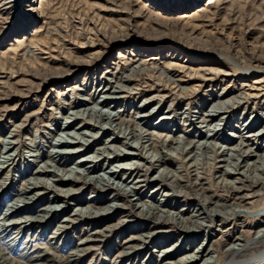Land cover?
<instances>
[{
  "label": "rangeland",
  "instance_id": "obj_1",
  "mask_svg": "<svg viewBox=\"0 0 264 264\" xmlns=\"http://www.w3.org/2000/svg\"><path fill=\"white\" fill-rule=\"evenodd\" d=\"M39 1L40 0H0V163H2L4 161L5 157H7L8 162L9 163L12 162L14 165L11 167L9 166L10 168L8 167L7 170H4V168H5L4 167L0 171V183H1L2 179L6 178V180L8 179L7 180L8 184H10L8 186V188L2 194V197L0 198V215H1V211L5 209V205L7 206V204L11 201L12 198L15 199L16 196H18L17 189L20 186H22V187L26 186V184H25L26 182L28 184L31 182L34 183V182H43V181L45 182L46 181L45 183H49V184L54 183L53 185L56 186L57 182L55 180H57L60 176L67 175L66 173H69L70 171H73L75 175L80 173V174H82V176H85V172H82V171L84 169H87L89 176H92V175L96 176L102 172L103 167H104V170L106 169V171L111 169L109 172H110L111 176L116 178L115 182L124 181L125 179L128 181H131L138 174V172H136V171H139L140 174H142L146 170L145 166L152 164V162H150V160H152L151 158H153V157H151V155L153 154V155L160 156V158L162 157L161 158L162 162L159 164L158 168H156V170L152 174L150 173V176H148V179H149V177H151L153 175L154 176L158 175L157 170L158 171L159 170L160 171L166 170V172H167L166 174L168 176H169V174L172 175L173 180L171 182H173L175 187H176V189H175L176 193H174L172 196L174 199L172 197H170L171 199H169V204H168L169 207L167 206L164 209V210H166L165 212L169 213V211H171V209L179 210L180 209L179 202H182V203L186 202L189 204V206H187V207L193 208L196 205L195 204L196 200L201 201L200 199H202L201 202H204V199L207 202L211 201L212 204L214 203L213 205L218 206V207H219V205H220V207L235 206V204L236 205L240 204V206H241V204L244 205L245 202H250V204H252L254 206H251L249 204V207H250L249 210L248 211L243 210L244 211V212L242 211L243 214L240 213V216L247 217L245 219L246 224L243 223L242 220H239V219H241L239 217H235V220L238 219V221H236V225H237L238 230H243L244 227H246V226L249 227V225H250L249 223L251 222V225H250L251 230L250 231H252V232H247V233H250L251 236L248 235L247 237L246 236H244V237H246L245 240L253 238L254 237L253 232H255V230L258 229L259 227H261L262 225L264 226V224H263L264 218H262V216L264 217V212L263 213H259V212L252 213L253 210L260 209V207L262 206V204L264 202V180L262 181V179H260L258 181V183L253 184L250 181V179H247V177L245 175L244 176L246 178L243 177V179H242V176L240 177L239 175H236L235 173H233V171L229 172L232 169L231 168L229 169V167L227 168V166H228V164L232 163V160L229 163H225L222 166V168H220L218 166V158H216L214 155L212 157L209 156L208 152L205 151V150L209 149L210 147H212L213 145H210L211 144L210 143L209 145L205 144L202 147L201 144H204L205 141L208 139L204 135V133H203L204 131H202L204 129V127L198 128L197 125L201 124L202 126H204L203 118L206 115L207 109H210V107L212 106L213 103L220 102V101L225 102V99L227 98L226 99L227 101H234V100L236 101L237 100V102H239V103L234 101L236 104H234L232 107H230L231 111L230 110L227 111L226 114L218 117L215 120V121H229V124L232 123L230 125L231 127H229L226 131L227 134L229 133L228 135H231V136H229V137H231V139H229L227 141L228 144L225 143L223 145V147L232 148V146L234 147L238 143L237 145H239V144L245 145V146L242 145L243 151H245V150L247 151L249 147L250 148L252 147L254 149L256 140L254 139V136L252 134L251 135L253 137H251V138L249 136L247 138L246 135L242 132L240 133V136L238 135L239 134L238 133L239 126L241 127L242 125H244L243 123L245 121H248V123H251L254 121L256 123V125L254 124L255 125L254 126L255 130L253 131L254 133L257 134L258 130H260L259 133H261V134H262V132L264 133V129H263L264 127L261 128V126L264 125V121H263L264 120V107H262V106H264V100L261 98L262 94L264 95V86H263L264 82L261 81V82H263V84L262 83H259V85H258V83L256 84L255 82H256L257 78H255L256 77L255 74H251L252 72L245 71V69L250 68V66H251V68H255V69L262 68L264 66V60L259 61L260 59H254V61L251 60L250 62H247V63H249V64H247L246 62H243L242 57H240V55H238L236 53L237 48H240V45L244 44L245 42H246L245 44L248 45V44H252L251 42L255 43V41L257 40L256 42L259 41L262 44H264V42H262V41H264V0H220V1L219 0H212L211 2L208 3L209 5L205 4V2L207 0H204V1L201 0L199 4L198 3H195V4L192 3V5H190V3H189L191 0H181L183 3H187V4H185V6H183L180 9L177 8L178 4L175 2L177 0H165L166 6H167L166 10H168V13L166 12V16H170V17L172 16L173 18H176V16H177V18H178L179 16H181L185 12L184 15H186V16L188 15V16H192V17H196V18H195V20L193 19L194 21L189 22V25L186 27L183 25V23H178L175 27L168 24L167 26H164L163 28H161V30H160L161 24L152 20L153 18L151 19V17H149V15H148V13H152L153 11H157L156 2L161 1V0H146V4H145L144 0H142L141 2H139V1L136 2L137 0L136 1L135 0H47L44 3H42L43 5L45 4L42 9H40V7H39ZM192 1H194V0H192ZM177 2L180 3L179 1H177ZM139 3L142 5V7L143 6L144 7L143 8L140 7ZM7 4L8 5L10 4L12 7L14 6L13 8H15V10H13V8H12L9 11L6 8ZM31 4H32L31 7L33 8V11H30V8H29V6ZM129 4H130V6H129ZM160 5H162L161 2H160ZM210 5H212L211 6L212 10H211V8H209ZM139 7H140V11H141L140 14L137 12V10H139ZM207 7H208V10H206ZM150 8H152V11ZM141 9H143V10H141ZM40 10L42 11V13L40 12ZM242 11H243V13H242ZM200 12L203 14H201ZM194 14L197 16H194ZM210 14H211V16L209 17ZM200 15H201V18L198 17ZM206 15H208V16H206ZM202 16H204L205 18ZM128 17H129V19H128ZM146 18H148V20H146ZM23 19H27L25 22L26 25L24 27H22V20ZM149 19H150V21H149ZM200 19L203 21L202 23H200V21H201ZM146 21H147V23H146ZM204 23L206 25H208V28H207V26L205 27ZM216 24L218 25V27ZM143 25H144V29H143ZM222 25L223 26L225 25V27H222ZM36 27H39V31H37L38 28H36ZM211 27H213L214 29L216 27V29L214 30ZM226 27H228V28L226 29ZM151 28H153V29L157 28V30L160 32L159 34L156 32L155 34H157V35H155L154 38H152L151 36L148 38L146 36V33L143 32L144 30L151 29ZM196 28L198 31L196 30ZM240 28H241V30H240ZM124 30H125V32L129 33L130 37L132 36L135 38L133 41L134 43L130 42L128 44V46H129L128 49L129 48L131 49V47H132L134 52L131 53L130 55L126 54V56L118 58L119 60L114 59L117 55V52H116L117 49L122 48L124 45V43L122 41L123 38L121 36V35L125 34ZM228 30H230V31H228ZM200 31H201V35H203V36H204V32L207 33L208 35H210V38L213 41H215V40H218V41L221 40V41H219L218 43H216V45H214V47H213L214 49L213 48L211 49L210 46H207L206 47L207 49L206 48L202 49V46H198L196 43H193V42L191 43L192 46H190L189 45V43H190L189 39L192 38V36H196V35L201 36ZM227 32H232V34L235 37H233L232 34L227 33ZM240 32L241 33L243 32V35L239 34ZM22 35H24V37H26L27 39L30 36L36 35L37 42H35L33 44V43H29V41L26 40L23 45H20V46L18 45L16 47L15 45H17V40H19ZM190 35H192V36H190ZM220 35H222V36H220ZM238 35H240V37ZM231 36H232V38H231ZM155 37L160 39L158 42H161L162 44H166L165 46L161 47L162 49L159 47H156V48L152 47L153 44L157 43V39L155 41H152L155 39ZM217 37H220V38L216 39ZM256 37L257 38L260 37V39H262V40L256 39ZM237 38L239 40H237ZM226 41H228V42H226ZM235 41H237V42H235ZM225 43H227V45ZM229 43L231 45L233 44L232 47ZM157 44H159V43H157ZM167 44H171V46H173V45L174 46H178V45L187 46L188 45L187 47H191V49H193V51H198V52L200 51L201 53H208V52L213 53V54L214 53H216V54H225L226 53V55L229 54L232 57L237 58V62L239 64H242V65H240L241 67L239 68V72H238L237 68H233V66H231L230 64L228 65V63H226L223 60L220 61L221 59H218L217 57H216V59L219 60V61H217V62H219V64L216 65V64L212 63L211 65H209V67L203 65L200 62H197V61L194 62L193 60L191 61L189 59H186L185 57H180V56L172 57L170 55V52L167 51V49H165V48L170 46ZM85 45H86V47H85ZM103 45H104V47H103ZM13 46H15L17 49ZM149 46H151V47H149ZM228 46H230V47H228ZM89 47H92V48L90 49ZM135 47H137L138 50ZM83 48H84V50H83ZM143 48H145L147 50H145L144 55L141 56V59H140V57L137 55L142 53L139 50L142 49V51H143L144 50ZM150 48H152L153 51ZM14 49H15V51H14ZM97 49H101V54H102L101 57L99 58V62L94 67H91L90 69L79 72V74L77 76H75L77 80L75 79V77H73L74 75L72 73L71 74L70 73L65 74L60 79L58 76L56 77L55 75L54 76L51 75L52 77L50 76L46 80H44V78L41 77L42 74H48V72L55 71L57 69H60L63 71L67 68V67L64 68L65 61L76 60V59H79V60L85 59L89 55L88 52H91L90 50L97 51ZM68 50H70V51H68ZM242 54H243V56L245 54H246L245 56H247V50H245V54L244 53H242ZM238 58H240V59H238ZM216 59H215V61H216ZM130 61H131V63H130ZM180 61H181V63H180ZM145 63H146V65H145ZM130 64H133V65H130ZM194 64H196V66ZM223 65H225L226 68L227 67L228 68L226 69L225 67H223ZM207 67H208L210 73H209ZM211 67H212V69H210ZM242 67H246V68H242ZM197 68H198V70H200V72L197 70ZM38 69H40V70H38ZM180 69H182V70H180ZM201 69H202V72H204L206 74V75L204 74L205 75L204 78L212 77V76H209V74H211V71H213L212 73L217 72V71L223 72V73L221 72L222 73L221 76L218 75L216 77V78L219 77L218 79H216L215 81H212V83H211V85H213V86H211L213 93H209V92L205 93V90H207L209 82H207L205 84L202 83V85L200 84V86H201L200 88H196L197 90L195 89L194 91H191L192 87L196 83L195 81H197L196 79L200 75H202V74H200V73H202ZM228 69H230L231 72ZM163 70H165V71H163ZM241 70H242V72H241ZM38 71H42V72L38 73ZM192 71H193V73H192ZM205 71L208 72L209 74L206 73ZM149 72H150V74H149ZM184 72H185V74H184ZM118 73L120 76L118 75ZM134 73L136 75H134ZM151 73H152V75H151ZM171 73H173V74L170 75ZM190 73H192V75ZM158 74H160V75H158ZM174 74H175V76H174ZM194 74H195V76H194ZM197 74H200V75H197ZM108 75H109V77H108ZM157 75H158V77H157ZM166 75H168V76H166ZM181 75L183 77H181ZM234 75H237V76H234ZM239 75H241V76H239ZM83 76H85L87 78H84V80H83ZM134 76H135V78H134ZM161 76H162V78H161ZM196 76H197V78H196ZM117 77H118V80H117ZM120 77H121V80H120ZM122 78H123V80H122ZM144 78H145V81H144ZM158 78H160L161 80ZM163 78H165V79H163ZM180 78H182V79L180 80ZM64 79H66V80L64 81ZM110 79H112V80H110ZM137 79H138V81H137ZM173 79H174V81H173ZM212 79H214V77H212ZM221 79L225 80V82H228V83H225L222 80V83L220 84ZM131 80H132V82H131ZM147 80H148V82H147ZM165 80H166V82H165ZM176 80H177V82H176ZM230 80H232V81H230ZM75 81H77L76 84H75ZM117 81L120 84H118ZM125 81H127V82H125ZM155 81H157V83ZM250 81H251V83H250ZM25 82H27V83L25 84ZM35 82L37 84L38 83L41 84L40 88L38 90L36 89L37 84ZM153 82H155V83H153ZM161 82L162 83L164 82V83L162 84ZM170 82L172 85L170 84ZM173 82H174V85H173ZM229 82H231L232 84ZM33 83H35L36 85L32 86ZM28 84H30L31 86L30 85L28 86ZM55 84H57V85H55ZM130 84L135 86V88L137 87V89L135 90V88L133 86H130ZM190 84L193 86H191ZM76 85L78 88L76 87ZM156 85L159 87H157ZM244 85H245V87H244ZM260 85H261V87H260ZM105 86H106V88H105ZM114 86H115V89H113ZM142 86H143V88H142ZM179 86H184V87H181L179 89ZM222 86L225 89H222ZM247 86H249V87H247ZM253 86L260 87V89H261V90L259 89L260 92L257 93L256 92L257 89L255 90ZM172 87H175L176 89L173 88L174 89L173 90ZM238 87L239 88L242 87V88L239 89ZM251 87H253V88H251ZM79 88H82V89H79ZM158 88H159V90H158ZM32 89H34L35 91ZM189 89H191V90L189 91ZM76 90H78V91H76ZM113 90L116 92H114ZM182 90L184 93L182 92ZM235 90H238V91H235ZM21 91H23L24 94L29 92V95L27 97L23 96L24 98L25 97L26 98L22 99V100H20V99L18 100L17 97H13L16 95H21V93H23ZM36 91H38V92H36ZM173 91H174V93H173ZM175 91H176V93H175ZM177 91H179V92H177ZM246 91L249 93L253 92L255 95L258 94V97H255V98L253 97V99L250 98L247 101H245V99L244 100L239 99V97L242 96V93L243 94L247 93ZM194 92H196V93H194ZM164 93L167 96H165ZM202 93H205V95L202 96ZM217 93H220V94L218 95ZM222 93L224 95H222ZM125 94H127V96H125ZM236 94H238V96ZM260 94H261V96H260ZM99 95H102V96H99ZM116 95H118V98ZM161 95L162 96L164 95L163 96L164 99L161 97L162 100L160 101L159 98ZM168 95H169V97H168ZM214 95H216V96H214ZM217 95H218V97H217ZM210 96H212V97H210ZM84 97L87 99V102H86V99ZM151 97H153L154 100ZM155 97H157V99ZM199 97H200V100H199ZM201 97H203V98H201ZM236 97H237V99H236ZM169 98H171V99L169 100ZM101 99H102V101H101ZM133 99H134V101H133ZM254 99H256V100H254ZM155 100L158 102H156ZM171 100H174V102L172 101L173 103H171ZM213 100H215V101H213ZM88 101L91 103H89ZM120 101H123V102H120ZM207 101H208V103H207ZM240 101L242 104L240 103ZM258 101H260V102H258ZM106 102H107V104H105ZM164 102H165V104H163ZM180 102H182V103L180 104ZM183 102H185V103H183ZM252 102H254V103H252ZM74 103H75V105H74ZM98 103H100V104H98ZM258 103H259V106H258ZM97 104H98V106H97ZM184 104L187 106H185ZM246 104H247V106H246ZM15 105H16V107H15ZM88 105H89V107H88ZM214 105H216V104H214ZM238 105L240 106V108ZM94 106H96V107L93 108ZM184 106L187 109V111L184 108ZM136 107H138V108H136ZM168 107H169V109H168ZM250 107H252V108H250ZM183 108H184V110H183ZM190 108H192V109H190ZM87 109H89V110L91 109L93 112H95V111H101V112H107V113H109V112L110 113L111 112H114V113L120 112L118 114H121V115L117 114V116H115V118L113 117L112 118L113 122H110V120H108L109 122L107 124L109 125V127H104L106 124L105 123L106 120L99 118V116L98 117L95 116V118H94V116L93 117L88 116ZM173 109H174V111H173ZM82 110L84 112H82ZM146 113L147 114L149 113V114L147 115ZM154 113H155V115H153ZM176 113H177V115H176ZM188 115H189V117H188ZM138 116H139V118H138ZM180 116H181V118H180ZM184 116H185V118H184ZM193 116L194 117L197 116L196 117L197 121L192 120ZM258 116H259V119H258ZM166 117H168V118H166ZM136 118H137V120H136ZM171 119H172V121H171ZM166 120H168V121H166ZM82 121H83V123H82ZM209 121H211V120H209ZM114 123L116 126L114 125ZM120 123H121V125H120ZM134 123L135 124L137 123V124L135 125ZM193 123H196V124H193ZM212 123H213V121L212 122H206L205 125L206 124H212ZM74 124H76V125H74ZM107 124H106V126H108ZM137 125H138V127H135ZM110 127L113 131L110 129ZM183 127H185V128H183ZM256 127H258L259 129ZM131 128L133 129V131ZM195 128H198V129H195ZM75 129H76V131H75ZM85 129L87 132L85 131ZM169 129L170 130L186 129V131L184 130V131L180 132L179 134L178 133L172 134L169 132L170 131ZM14 130H15V134H13ZM235 130H236V132H235ZM144 131H147V132L144 133ZM196 131H197V133H196ZM94 133H97V134H94ZM152 133H154V134H152ZM156 133H159V134L156 135ZM200 133H201V135H200ZM82 134H84V135H82ZM120 134H122L123 137ZM59 135H62L63 137L60 141L56 142L55 141L56 136L58 137ZM89 135H90V137H89ZM168 135H169V137H167ZM237 135H238V137H237ZM135 136H136V138H135ZM244 136L246 138H244ZM8 137H10V139ZM85 137H87V138H85ZM93 137H95V138H93ZM141 137H142V139H141ZM151 137H152V139H151ZM173 137H175V139ZM88 138L90 140L89 142H88ZM109 138L112 141L108 142ZM154 138H155V141H154ZM124 139H126V140H124ZM161 139L163 140V143H161L162 142ZM148 140H149V142H148ZM167 140L169 141V143ZM237 140H239V141H237ZM75 141H76V143H75ZM5 142H7V143H5ZM164 142L166 143V145H164L165 144ZM197 142H198V145H197ZM67 143H69V144H67ZM120 143H122V145ZM123 143H124V145H123ZM234 143H235V145H234ZM129 144H131V145H129ZM177 144H180V145H177ZM109 145L112 147H110ZM115 145H118L117 148ZM154 145H156V146L154 147ZM196 146H199V147H196ZM215 146H217V145H215ZM15 147H16V149H15ZM177 147H179V148H177ZM194 147H196V148H194ZM5 148H6V150H5ZM76 148H77V150H76ZM124 148H125V150H124ZM217 148H218V146L215 148V150H217ZM63 149H65V150H63ZM210 149L212 150V148H210ZM11 150H12V152H11ZM104 150L105 151L107 150V151L105 152ZM198 150L200 151V153ZM77 151L78 152L81 151V152L76 153V154L73 153V152H77ZM15 152H16V154H15ZM130 152L133 155H130L129 154ZM87 153L89 154V156ZM175 153L178 155H175ZM259 153H262V152L261 151L257 152V154H259ZM60 154H62V155H60ZM91 154H93V155L90 158ZM109 154L112 155V157ZM196 154H198V156L200 158L196 157L197 156ZM70 155H72V156H70ZM75 155L78 157L76 158ZM95 155H96V157H95ZM142 155H144V156H142ZM146 155H149L150 157H148ZM8 156H10V157H8ZM37 156L38 157L40 156V157L38 158ZM15 157H16V159H15ZM104 157H106V158H104ZM163 157H164V159H163ZM98 158H100V159H98ZM144 158H146V159H144ZM196 158H197V160H196ZM206 158L208 161H206ZM10 159H11V161H10ZM38 159H39V161H38ZM76 159H79V160L83 159V160H85V162L84 163H78V160H76ZM74 160H75V162H74ZM110 160H111V162H110ZM119 160H121V161H119ZM210 160H212L211 164L209 162ZM164 162H166V163H164ZM195 162L197 163L196 167H194ZM249 162L250 161H247V164ZM192 163H193V165H192ZM198 163H200V164L198 165ZM46 166H48V168H46ZM101 166H102V169L100 168ZM163 166H164V168H163ZM197 166H199V168H197ZM177 167H178V170H177ZM223 167H225L227 169V171L225 168H224V170H225L224 171ZM189 168H191V169H189ZM56 169H57V171H56ZM210 169H211V171H210ZM42 170H43V172H42ZM187 170H188V172H187ZM117 171H119V172H117ZM206 171H207V173H206ZM216 171H217V174H216ZM6 172H7V174H5ZM111 172L114 174L112 175ZM115 172L117 173L118 176L116 175ZM132 172H134V173H132ZM226 172H228V175H226ZM43 174H44V176H43ZM119 174H122V175H119ZM128 175H129V177H128ZM131 175H133V176H131ZM215 175H217V176H215ZM214 176H215V178H214ZM235 176H236V178L238 177L237 180H239V183L237 184V186L238 185L239 186L237 187L235 185L236 187L234 188L231 186H232V182L235 183V180H234ZM126 177H128V178H126ZM217 178H219V179H217ZM146 179H147V177H146ZM216 179L219 180V182L216 181ZM222 180L224 181V183ZM53 181H55V182H53ZM111 181H112V179H111ZM166 181L164 182V184H162L160 182L150 183V180H148L150 185L147 188L152 189L155 185L157 186L158 184H162L163 187H165V188L169 187L168 183L170 180L167 179ZM226 181L228 183H226ZM112 182H114V181H112ZM220 182L222 183L221 189H220V187H221ZM243 182H244V184H243ZM207 184H212V185L208 186ZM228 184H229V186H228ZM256 184H258V185H256ZM179 185H181V186H179ZM240 185H242V186H240ZM254 185H255V188H254ZM13 186H14V188H13ZM142 186H143V183H142ZM213 187H214V189H212ZM224 189H225V191H223ZM236 189L238 190V192L236 191ZM239 189H240V191H239ZM244 189H246L247 192ZM138 190H140V191H138ZM215 190H217V191H215ZM232 190L234 192L235 191L236 192L232 193ZM257 190L258 191L260 190L259 193ZM141 191L144 192L143 187L142 188L140 187V189L139 188L133 189V192H136L138 195H141V193H142ZM90 192L92 193L93 190H91L88 187L82 188L81 191H79V193H78L79 194L78 195L79 200L81 201L82 198L85 199V198H89V197L94 198V196H96L94 193H92V195H90L91 194ZM211 192H213V193H211ZM214 192L217 194V197H216V194H215V196H213ZM221 192L224 194L222 195ZM226 192H227L228 196L225 194ZM188 193L189 194L191 193V194L189 195ZM246 193H247V196L245 198L243 196ZM256 193H257V195L255 196ZM111 194H112L111 192L104 189V190H101L99 192V195H97L95 198L97 199V198L102 197V199L105 200V198L107 197L106 199H111L112 197H110V196H113V194L112 195ZM219 194H221V195H219ZM235 194L236 195L238 194L237 197ZM218 195H219V198L221 197L220 198L221 200L218 198ZM229 195H231V196H229ZM50 196H51L50 194L43 196V198L42 197L40 198V196H37L36 197L37 199L35 198L33 205L31 204V206L34 208L36 206L37 207L45 206L47 204V202H49L48 199L50 200V198H51ZM146 196H147V199L150 201L151 200L150 194L146 193ZM189 197L193 198V199H190ZM211 197H212V199H211ZM224 197H226V198L228 197L229 199L227 198L228 199L227 200ZM232 197H233V199L235 198L234 199L235 201L232 199ZM46 198H48V199H46ZM254 198H256V199L258 198L259 201H258V199H257V201H256V199L254 200ZM42 200H44V201H42ZM50 201H52V200H50ZM171 201H172V203H171ZM254 201L256 202V204H253ZM74 202L75 201L71 202L72 206L71 207L69 206L68 210L66 212H64L66 214H62V215L58 216L56 218V220H54L55 216L52 217V224L49 228L47 227L48 229H44L42 232H38V233H35L33 230L23 231L21 233L19 241L16 242V246L14 245L15 246V247L13 246L14 248L11 247L12 250L9 247H8L9 249L6 248L7 247L6 244L10 242V241H8V239H7L6 244H4L3 242H0V246H2L3 248L5 247L7 249V251L5 249L7 256L11 260H15L16 262L18 259H20V260L25 259V261L32 259L31 264H38V263L42 264L43 261H44L43 262L44 264H57L59 261L61 263L68 262L70 260L71 252L76 248V246L78 245L77 243L80 242L79 240L88 238L90 236L89 234H91L89 232H92V231H88L86 229L87 226L84 225L85 222L83 220L80 221V219H76V217H79V216H71L72 210L74 211L75 208L82 207V203L80 205L76 206ZM151 202L153 204H155L154 200H151ZM222 203H223V205H221ZM227 203H228V205H227ZM229 203H231V205ZM224 210H226V209H224ZM30 212H32L34 214L33 211H30ZM258 215H260V216H258ZM68 216H70L71 220L75 219L74 220L75 224L73 225L74 227H72V229H68L65 231L61 230L62 233L59 232L57 237H55L54 236V233L56 231L55 228L57 227V229H58V227H60L58 224V221L59 220L62 221L65 218H67ZM228 218L230 219L231 217H228ZM228 218L224 219V221H225L224 223H227V224L229 223ZM248 218H251V219L248 220ZM125 219H127V217H123V218H121V220L116 219L117 224L115 223V220L112 221L111 223L113 225H116V227L114 228L115 230L113 232H111L110 235L103 236L102 237L103 239L100 237L99 240H103L104 243H107L109 241V238H110L111 241L114 240V242H110L113 244L112 247L114 246V244L115 245L118 244V243H116L117 239H118V241H120L119 239H122V236L126 237V235L129 234V233H122L121 234L119 232V230H120L119 228H123L125 230L129 226L128 224L124 225L123 221ZM132 220H134L133 223H138V220L136 221V218H133ZM259 222L261 225L259 224ZM76 223H78V224L76 225ZM119 223H121L122 225L118 226V225H120ZM100 224L101 225H99L98 228L95 227L94 229H97V230L100 229L101 230L102 227L104 228L105 225H107V223H105V222H100ZM252 227H254L255 230ZM61 229H62V227H61ZM34 233H35V235H34ZM64 235H65V237H64ZM3 240L6 241V238L4 237ZM160 240H161V237L158 238L157 242L159 243ZM261 240L257 243L259 249L264 244V240L263 241H261ZM177 242H178V238L176 240L175 239L172 240L168 245L161 246V247L157 248L156 252H159L160 250L161 251L165 250ZM182 242H184V240H182ZM200 242H201V240H200ZM154 246L155 245H150V248H149L150 250L148 249V252H150L152 249H154ZM104 247L105 246L102 245V247L100 248L101 251L100 250H99L100 252L98 251L99 252V256H98L97 252L95 253V251L91 250L92 247H89L87 245L81 246L80 250L81 249L82 250L78 253L77 252L75 253V255H74L75 262L71 263V264H104V263L105 264H112V263L113 264H117V263L118 264H127L126 262L121 261L122 258H118L119 261H117V259H116V256H118L119 252L121 251L119 247L118 248L113 247L115 249H112L109 247L110 248V250L108 251L109 253H106L104 251ZM182 247H186V245L184 244V246H182ZM223 248L224 247H220V250ZM8 250L9 251L11 250L10 251L11 253L8 252ZM252 250H255V248H253ZM252 250H250V251H252ZM24 254H25V256H24ZM39 254L42 256H41V259L38 261L39 258H37V256H40ZM138 254H139V252L136 255H138ZM20 255H22L23 257ZM103 255H104V257L106 256L105 259H104ZM142 255H143V258L147 259L146 261H150L147 258V253H145V255L144 254H142ZM154 255H157V254H154ZM218 256L220 257L221 255L219 254ZM99 257H100V259H99ZM102 259H103V261H102ZM137 259H138V263L135 261L133 263L129 262V264H141V263H139V258H137ZM48 260L51 261V263ZM35 262H37V263H35Z\"/></svg>",
  "mask_w": 264,
  "mask_h": 264
},
{
  "label": "bare ground",
  "instance_id": "obj_2",
  "mask_svg": "<svg viewBox=\"0 0 264 264\" xmlns=\"http://www.w3.org/2000/svg\"><path fill=\"white\" fill-rule=\"evenodd\" d=\"M45 1H47V0H40L39 1V7H40V9H42L43 7H44V5L42 4V3H44ZM136 1V0H135ZM141 2L142 0H137L136 2ZM145 1V4H146V0H144ZM177 1H179L180 3H178ZM177 1H175L177 4H178V6H177V8H182L183 6H185V4H187V3H183L181 0H177ZM200 1L201 0H194V1H188L189 3H190V5H192V3H200ZM204 1V0H203ZM212 0H207L206 2H205V4H208L209 2H211ZM220 1V0H219ZM49 2V1H48ZM160 2L162 3V5H160ZM10 3V2H9ZM168 3V2H167ZM170 3V2H169ZM213 3V2H212ZM140 4V3H139ZM138 4V5H139ZM144 4V3H143ZM144 4V5H145ZM175 4V3H174ZM176 4V5H177ZM214 4V3H213ZM212 4V5H213ZM124 5V4H123ZM127 5V4H126ZM137 5V4H136ZM156 5H157V11H153L152 13H148V15H149V17H151V19L152 20H154V21H156V22H158V23H160L161 25V27H160V30H161V28H163L164 26H167L168 24H170L171 26H176L178 23H183V25L186 27V26H188L189 25V22H192V21H194L195 20V18L196 17H192V16H186V15H184L185 14V12L181 15V16H179L178 18H177V16H176V18H173L172 16L170 17V16H166V12L168 13V10H166V1L165 0H161V1H157L156 2ZM168 5V4H167ZM209 5V4H208ZM212 5H210V7L209 8H211V6ZM32 6V4L29 6V8H30V11H33V8L31 7ZM129 6H130V4H129ZM132 6V5H131ZM147 6V5H146ZM14 7V6H13ZM10 4L8 5L7 4V6H6V8L10 11L12 8H13ZM134 7V6H133ZM140 7H142V5L140 4ZM140 7H139V10H137V12L140 14ZM144 7V6H143ZM142 7V8H143ZM149 7V6H148ZM146 8V7H145ZM176 8V7H175ZM130 9V8H129ZM148 9V8H147ZM151 9V11H152V8H150ZM149 9V10H150ZM13 10H15V8H13ZM123 10V9H122ZM141 10H143V9H141ZM148 10V11H149ZM206 10H208V7H207V9ZM211 10H212V8H211ZM20 11V10H19ZM145 11V10H144ZM147 11V12H148ZM39 12V11H38ZM40 12L42 13V11L40 10ZM39 12V13H40ZM135 12V11H134ZM170 12V11H169ZM208 12V11H207ZM212 12V11H211ZM201 13V12H200ZM199 13V14H200ZM210 13V12H209ZM242 13H243V11H242ZM198 14V15H199ZM201 14H203V13H201ZM206 14V13H205ZM118 16V15H117ZM194 16H197V15H195L194 14ZM206 16H208V15H206ZM211 16V14L209 15V17ZM228 16V15H227ZM198 17H200L201 18V15L200 16H198ZM202 17H204V16H202ZM225 17V16H224ZM119 18V17H118ZM127 18V17H126ZM205 18V17H204ZM229 18V17H228ZM243 18V17H242ZM241 18V19H242ZM128 19H129V17H128ZM194 19V20H193ZM203 19V18H202ZM26 20L27 19H23L22 20V27H24L25 25H26ZM78 20V19H77ZM146 20H148V18H146ZM201 20V19H200ZM199 20V21H200ZM240 20V19H239ZM149 21H150V19H149ZM206 21V20H205ZM203 21L201 20L200 21V23H202ZM210 22V21H209ZM124 23V22H123ZM141 23V22H140ZM146 23H147V21H146ZM206 23V22H205ZM204 23V24H205ZM211 23V22H210ZM192 24V23H191ZM209 24V23H208ZM147 25V24H146ZM152 25V24H151ZM150 25V26H151ZM159 25V24H158ZM212 25V24H211ZM217 25V24H216ZM226 25V24H225ZM225 25L223 26L222 25V27H225ZM182 26V25H181ZM201 26V25H200ZM207 26V28H208V25H206L205 24V27ZM210 26V25H209ZM120 27V26H119ZM184 27V28H185ZM191 27V26H190ZM217 27H218V25H217ZM36 28H38L37 29V31H39V27H36ZM158 28V27H157ZM157 28L156 29H153V28H151V29H147V30H144L143 32H145L146 33V36L149 38L150 36L152 37V38H154V36L155 35H157V34H155L156 32L159 34L160 32L157 30ZM166 28V27H165ZM183 28V27H182ZM189 28V27H188ZM187 28V29H188ZM210 28V27H209ZM212 29H214L213 27H211ZM228 27H226V29H227ZM76 29V28H75ZM142 29V28H141ZM143 29H144V25H143ZM159 29V28H158ZM191 29V28H190ZM215 29H216V27H215ZM214 29V30H215ZM223 29V28H222ZM23 30V29H22ZM196 30H197V28H196ZM202 30V29H201ZM207 30V29H206ZM218 30V29H217ZM221 30V29H220ZM240 30H241V28H240ZM246 30V29H245ZM21 31V30H20ZM127 31V30H126ZM180 31V30H179ZM184 31V30H183ZM198 31V30H197ZM211 31V30H210ZM223 31V30H222ZM228 31H230V30H228ZM249 31V30H248ZM247 31V32H248ZM178 32V31H177ZM194 32V31H193ZM208 32V31H207ZM220 32V31H219ZM124 35H121L122 36V38H123V43H124V45H123V47L122 48H119V49H117V55H116V57L114 58V59H118V58H120V57H123V56H126V54L128 55H130L131 53H133L134 51H133V49H132V47H131V49L129 48L128 49V44L130 43V42H133L134 41V37H130V35H129V33H127V32H125V30H124ZM144 33V34H145ZM181 33V32H180ZM212 33V32H211ZM223 33V32H222ZM225 33V32H224ZM227 33H230V34H232V32H227ZM226 33V34H227ZM238 33V32H237ZM245 33V32H244ZM193 34V33H192ZM198 34V33H197ZM213 34V33H212ZM239 34H242L243 35V32L241 33H239ZM246 34V33H245ZM114 35V34H113ZM195 35V34H194ZM200 35H201V31H200ZM233 35V34H232ZM251 35V34H250ZM115 36V35H114ZM120 36V37H121ZM190 36H192V35H190ZM214 36V35H213ZM220 36H222V35H220ZM228 36V35H227ZM239 37H240V35H238ZM28 37V36H27ZM159 37V36H158ZM204 37V38H203ZM215 37V36H214ZM233 37H235L234 35H233ZM161 38V37H160ZM183 38V37H182ZM218 38H220V37H217L216 39H218ZM231 38H232V36H231ZM245 38V37H244ZM262 38V37H261ZM35 39V40H34ZM56 39V38H55ZM157 39V43H159V44H153L152 45V47H154V48H156V47H159V48H161V47H163V46H165L166 44H162L161 42H158L160 39H158L157 37H155V39L154 40H152V41H155ZM188 39V38H187ZM223 39V38H222ZM236 39V38H235ZM242 39V38H241ZM240 39V40H241ZM252 39V38H251ZM256 39H260V37H256ZM29 41V43H35V42H37V38H36V35H33V36H30L28 39L26 38V37H24V35H22L21 37H20V39L19 40H17V45H15L16 47L19 45H23L24 43H25V41ZM39 40V39H38ZM41 40V39H40ZM149 40V39H148ZM190 40V43H189V45L190 46H192V42L193 43H196L198 46H202V49L203 48H206L207 46H210L211 47V49L214 47V45H216V43H218L219 41H221V40H215V41H213L211 38H210V35H208L207 33H205L204 32V36L203 35H201V36H192V38H190L189 39ZM237 40H239L238 38H237ZM245 40V39H244ZM254 40V39H253ZM252 40V41H253ZM260 40H262V39H260ZM42 41V40H41ZM51 41V40H50ZM77 41V40H76ZM223 41V40H222ZM230 41V40H229ZM243 41V40H242ZM257 41V40H256ZM255 41V43H253V42H251L252 44H248V45H246L245 43L244 44H241L240 45V48H237V50H236V53L238 54V55H240V57H242V61L243 62H250L251 60H253L254 61V59H260L259 61H261V60H264V44H262L261 42H256ZM44 42V41H43ZM225 42V41H224ZM226 42H228V41H226ZM235 42H237V41H235ZM262 42H264V41H262ZM86 43V42H85ZM134 43V42H133ZM233 43V42H232ZM239 43V42H238ZM40 44V43H39ZM76 44V43H75ZM138 44V43H137ZM143 44V43H142ZM183 44V43H182ZM221 44V43H220ZM226 45H227V43H225ZM230 44V43H229ZM228 44V45H229ZM97 45V44H96ZM131 45V44H130ZM134 45V44H133ZM136 45V44H135ZM167 45H170L169 47H167V48H165V49H167V51H169L170 52V55L172 56V57H174V56H180V57H185L186 59H189V60H193L194 62L195 61H197V62H200V63H202L203 65H205V66H208L209 67V65H211L212 63H214V64H216V65H218L219 64V62H217V61H219V60H217L216 59V57L218 58V59H221L220 61H225L226 63H228V65L230 64L231 66H233V68H237L238 69V72H239V68L241 67L240 65H242V64H239L238 62H237V58H235V57H232L231 55H226V53L225 54H216V53H210V52H208V53H201L200 51L198 52V51H193V49H191V47H187V46H183V45H178V46H171V44H167ZM231 45V44H230ZM233 45V44H232ZM232 45H231V47H232ZM235 45V44H234ZM237 45V44H236ZM12 46V45H11ZM15 46H13V47H15ZM77 46V45H76ZM81 46V45H80ZM92 46V45H91ZM225 46V45H224ZM15 47V48H16ZM85 47H86V45H85ZM84 47V48H85ZM103 47H104V45H103ZM141 47V46H140ZM149 47H151V46H149ZM228 47H230V46H228ZM237 47V46H236ZM84 48H83V50H84ZM90 49L92 48V47H89ZM135 48H137V47H135ZM216 48V47H215ZM234 48V47H233ZM13 49V48H12ZM17 49V48H16ZM70 49V48H69ZM144 50L142 51V49L141 50H139L140 52H142V53H140L139 55H137V56H139L140 57V59H141V56H143L144 55V53H145V50H147V49H145V48H143ZM151 50H152V48H150ZM162 49V48H161ZM198 49V48H197ZM207 49V48H206ZM214 49V48H213ZM228 49V48H227ZM11 50V49H10ZM60 50V49H59ZM76 50V49H75ZM89 50V49H88ZM96 50V49H95ZM137 50H138V48H137ZM231 50V49H230ZM245 50H247V56H245L246 54H245ZM14 51H15V49H14ZM56 51V50H55ZM68 51H70V50H68ZM67 51V52H68ZM78 51V50H77ZM91 52H88V57L87 58H85V59H82V60H79V59H76V60H68V61H65V63H64V68L65 67H67L65 70H60V69H57V70H55V71H50V72H48V74H42V76L41 77H43L44 78V80H46L48 77H50L51 75H55L56 77L58 76L59 77V79L61 78V77H63L65 74H73L74 76L73 77H75V76H77L78 74H79V72H81V71H85V70H87V69H90L91 67H94L98 62H99V58L101 57V49H97V51H94V50H90ZM138 51V52H139ZM149 51V50H148ZM153 51V50H152ZM156 51V50H155ZM212 51V50H211ZM82 52V51H81ZM80 52V53H81ZM86 52V51H85ZM136 52V51H135ZM150 52V51H149ZM157 52V51H156ZM206 52V51H205ZM78 53V52H77ZM242 53H244L245 55L243 56V54ZM71 54V53H70ZM75 54V53H74ZM157 55V54H156ZM169 55V54H168ZM234 55V54H233ZM45 56V55H44ZM136 56V57H137ZM153 56V55H152ZM49 57V56H48ZM68 57V56H67ZM62 59V58H61ZM104 59V58H103ZM157 59V58H156ZM215 59H216V61H215ZM238 59H240V58H238ZM65 60V59H64ZM119 60V59H118ZM182 60V59H181ZM24 61V60H23ZM47 61V60H46ZM146 61V60H145ZM241 61V62H242ZM120 62V61H119ZM143 62V61H142ZM242 62V63H243ZM42 63V62H41ZM61 63V62H60ZM59 63V64H60ZM130 63H131V61H130ZM180 63H181V61H180ZM183 63V62H182ZM187 63V62H186ZM245 63V64H246ZM57 64V63H56ZM58 64V65H59ZM173 64V63H172ZM171 64V65H172ZM247 64H249V63H247ZM251 64V63H250ZM130 65H133V64H130ZM145 65H146V63H145ZM170 65V64H169ZM188 65V64H187ZM193 65V64H192ZM195 66H196V64H194ZM256 65V64H255ZM263 65V64H262ZM54 66V65H53ZM101 66V65H100ZM204 66V67H205ZM244 66V65H243ZM247 66V65H246ZM254 66V65H253ZM260 66V65H259ZM137 67V66H136ZM203 67V66H202ZM208 67H207V69H208ZM222 67V66H221ZM223 67H225L226 68V66L225 65H223ZM255 67V66H254ZM141 68V67H140ZM176 68V67H175ZM180 68V67H179ZM182 68V67H181ZM201 68V67H200ZM216 68V67H215ZM214 68V69H215ZM228 68V67H227ZM226 68V69H227ZM242 68H246V67H242ZM259 68V67H258ZM2 69V68H1ZM26 69V68H25ZM35 69V68H34ZM56 69V68H55ZM62 69V68H61ZM174 69V68H173ZM186 69V68H185ZM196 69V68H195ZM204 69V68H203ZM210 69H212V67L210 68ZM236 69V70H237ZM38 70H40V69H38ZM180 70H182V69H180ZM184 70V69H183ZM192 70V69H191ZM190 70V71H191ZM194 70V69H193ZM197 70H198V68H197ZM229 71H230V69H228ZM227 70V71H228ZM43 71V70H42ZM42 71H38V73H40V72H42ZM91 71V70H90ZM116 71V70H115ZM139 71V70H138ZM163 71H165V70H163ZM162 71V72H163ZM167 71V70H166ZM169 71V70H168ZM174 71V70H173ZM189 71V70H188ZM199 72H200V70H198ZM208 71H209V69H208ZM216 71V70H215ZM228 71V72H229ZM245 71H247V72H252L251 74H255V78H257L256 79V84L258 83V85H259V83H262L263 84V82H264V66L262 67V68H260V69H255V68H251V66H250V68H247V69H245ZM93 72V71H92ZM97 72V71H96ZM108 72V71H107ZM137 72V71H136ZM135 72V73H136ZM141 72V71H140ZM201 72H202V69H201ZM206 72V71H205ZM213 71H211V74H209L210 73V71H209V73L208 72H206V73H208L209 74V76H212V77H214V79H212V77H210V78H204V76L206 75L204 72H202V73H200V74H202V75H200V74H197V75H200L198 78H197V76H196V80L197 81H195L196 83L194 84V86L193 85H191V86H193L192 87V90L191 89H189V91L191 90V91H194L196 88H200L201 86H200V84L202 85V83L203 84H205V83H207V82H209L208 83V87H207V90H205V93L206 92H209V93H213V90H212V88H211V86H213V85H211V83H212V81H215L216 79H218V78H216L218 75L219 76H221V74L223 73L222 71H217V72H214V73H212ZM222 72V73H221ZM231 72V71H230ZM241 72H242V70H241ZM131 73V72H130ZM134 73V75H136ZM180 73V72H179ZM189 73V72H188ZM192 73H193V71H192ZM192 73H190L191 75H192ZM195 73V72H194ZM197 73V72H196ZM246 73V72H245ZM35 74V73H34ZM93 74V73H92ZM95 74V73H94ZM106 74V73H105ZM132 74V73H131ZM148 74V73H147ZM149 74H150V72H149ZM163 74V73H162ZM166 74V73H165ZM173 73H171L170 75H172ZM176 74V73H175ZM175 74H174V76H175ZM184 74H185V72H184ZM205 74V75H204ZM242 74V73H241ZM244 74V73H243ZM40 75V74H39ZM81 75V74H80ZM84 75V74H83ZM113 75V74H112ZM117 75V74H116ZM118 75H119V73H118ZM151 75H152V73H151ZM158 75H160V74H158ZM158 75H157V77H158ZM227 75V74H226ZM248 75V74H247ZM120 76V75H119ZM118 76V77H119ZM126 76V75H125ZM141 76V75H140ZM150 76V75H149ZM166 76H168V75H166ZM185 76V75H184ZM189 76V75H188ZM194 76H195V74H194ZM193 76V77H194ZM224 76V75H223ZM234 76H237V75H234ZM239 76H241V75H239ZM52 77V76H51ZM69 77V76H68ZM93 77V76H92ZM104 77V76H103ZM108 77H109V75H108ZM113 77V76H112ZM118 77H117V80H118ZM137 77V76H136ZM139 77V76H138ZM156 77V78H157ZM160 77V76H159ZM178 77V76H177ZM181 77H183L182 75H181ZM190 77V76H189ZM208 77V76H207ZM232 77V76H231ZM249 77V76H248ZM34 78V77H33ZM84 78H87V77H85V76H83V80H84ZM114 78V77H113ZM125 78V77H124ZM134 78H135V76H134ZM133 78V79H134ZM140 78V77H139ZM138 78V79H139ZM146 78V77H145ZM145 78H144V81H145ZM151 78V77H150ZM161 78H162V76H161ZM168 78V77H167ZM226 78V77H225ZM239 78V77H238ZM55 79V78H54ZM58 79V78H57ZM75 79H76V77H75ZM92 79V78H91ZM102 79V78H101ZM116 79V78H115ZM132 79V80H133ZM138 79H137V81H138ZM158 79H160V78H158ZM163 79H165V78H163ZM182 78H180V80H181ZM195 79V78H194ZM228 79V78H227ZM66 79H64V81H65ZM77 80V79H76ZM90 80V79H89ZM110 80H112V79H110ZM120 80H121V77H120ZM122 80H123V78H122ZM125 80V79H124ZM132 80H131V82H132ZM149 80V79H148ZM148 80H147V82H148ZM161 80V79H160ZM159 80V81H160ZM222 80L223 79H221V81H220V84L222 83ZM245 80V79H244ZM38 81V80H37ZM129 81V80H128ZM134 81V80H133ZM143 81V80H142ZM158 81V82H159ZM164 81V80H163ZM173 81H174V79H173ZM179 81V80H178ZM185 81V80H184ZM191 81V80H190ZM189 81V82H190ZM218 81V80H217ZM216 81V82H217ZM230 81H232V80H230ZM252 81V80H251ZM251 81H250V83H251ZM261 81H263V82H261ZM24 82V81H23ZM28 82V81H27ZM27 82H25V84L27 83ZM76 82L77 81H75V84H76ZM103 82V81H102ZM106 82V81H105ZM125 82H127V81H125ZM156 83H157V81H155ZM155 82H153V83H155ZM165 82H166V80H165ZM168 82V81H167ZM176 82H177V80H176ZM180 82V81H179ZM187 82V81H186ZM193 82V81H192ZM223 82H225V80H223ZM234 82V81H233ZM30 83V82H29ZM36 83V82H35ZM35 83H33L32 84V86L33 85H36ZM58 83V82H57ZM88 83V82H87ZM101 83V82H100ZM104 83V82H103ZM117 83H118V81H117ZM142 83V82H141ZM162 83V82H161ZM164 83V82H163ZM162 83V84H163ZM169 83V82H168ZM182 83V82H181ZM188 83V82H187ZM186 83V84H187ZM225 83H228V82H225ZM229 83H231V82H229ZM237 83V82H236ZM243 83V82H242ZM254 83V84H255ZM39 84V83H38ZM36 85V89L38 90L39 88H40V85L41 84H39V85ZM70 84V83H69ZM79 84V83H78ZM106 84V83H105ZM108 84V83H107ZM115 84V83H114ZM118 84H120V83H118ZM133 84V83H132ZM140 84V83H139ZM152 84V83H151ZM161 84V85H162ZM170 84H171V82H170ZM169 84V85H170ZM180 84V83H179ZM215 84V83H214ZM232 84V83H231ZM253 84V83H252ZM255 84V85H256ZM30 84H28V86H29ZM55 85H57V84H55ZM82 85V84H81ZM86 85V84H85ZM123 85V84H122ZM141 85V84H140ZM143 85V84H142ZM147 85V84H146ZM145 85V86H146ZM160 85V84H159ZM166 85V84H165ZM172 85V84H171ZM170 85V86H171ZM173 85H174V82H173ZM235 85V84H234ZM237 85V84H236ZM250 85V84H249ZM31 86V85H30ZM67 86V85H66ZM84 86V85H83ZM111 86V85H110ZM116 86V85H115ZM115 86H114V88L113 89H115ZM120 86V85H119ZM130 86H133V85H131L130 84ZM157 86V85H156ZM169 86V87H170ZM178 86V85H177ZM216 86V85H215ZM230 86V85H229ZM240 86V85H239ZM243 86V85H242ZM251 86V85H250ZM264 86V85H263ZM262 86V87H263ZM27 87V86H26ZM70 87V86H69ZM75 87V86H74ZM73 87V88H74ZM76 87H77V85H76ZM104 87V86H103ZM108 87V86H107ZM121 87V86H120ZM124 87V86H123ZM134 88H135V86H133ZM132 87V88H133ZM151 87V86H150ZM155 87V86H154ZM153 87V88H154ZM157 87H159V86H157ZM161 87V86H160ZM168 87V86H167ZM181 87H184V86H179V89L181 88ZM206 87V86H205ZM226 87V86H225ZM228 87V86H227ZM244 87H245V85H244ZM247 87H249V86H247ZM254 87V89L256 90V92L258 93V92H260V87H261V85H260V87H258V86H253ZM253 87H251V88H253ZM28 88V87H27ZM78 88V87H77ZM105 88H106V86H105ZM127 88V87H126ZM125 88V89H126ZM142 88H143V86H142ZM141 88V89H142ZM173 88H175V87H172V89ZM186 88V87H185ZM189 88V87H188ZM211 88V89H210ZM218 88V87H217ZM216 88V89H217ZM239 88V87H238ZM240 88H242V87H240ZM239 88V89H240ZM53 89V88H52ZM79 89H82V88H79ZM78 89V90H79ZM85 89V88H84ZM98 89V88H97ZM108 89V88H107ZM121 89V88H120ZM129 89V88H128ZM127 89V90H128ZM137 89V87L135 88V90ZM152 89V88H151ZM162 89V88H161ZM160 89V90H161ZM166 89V88H165ZM176 89V88H175ZM203 89V88H202ZM222 89H225L223 86H222ZM230 89V88H229ZM248 89V88H247ZM250 89V88H249ZM260 89V90H259ZM21 90V89H20ZM19 90V91H20ZM29 90V89H28ZM32 90H34V89H32ZM31 90V91H32ZM50 90V89H49ZM69 90V89H68ZM78 90H76V91H78ZM117 90V89H116ZM130 90V89H129ZM147 90V89H146ZM158 90H159V88H158ZM170 90V89H169ZM174 90V89H173ZM197 90V89H196ZM227 90V89H226ZM251 90V89H250ZM35 91V90H34ZM71 91V90H70ZM75 91V92H76ZM114 91V90H113ZM124 91V90H123ZM134 91V90H133ZM140 91V90H139ZM145 91V90H144ZM151 91V90H150ZM162 91V90H161ZM172 91V90H171ZM180 91V90H179ZM179 91H177V92H179ZM188 91V92H189ZM203 91V90H202ZM215 91V90H214ZM222 91V90H221ZM235 91H238V90H235ZM21 92H23V91H21ZM36 92H38V91H36ZM72 92V91H71ZM81 92V91H80ZM110 92V91H109ZM114 92H116V91H114ZM118 92V91H117ZM130 92V91H129ZM138 92V91H137ZM136 92V93H137ZM141 92V91H140ZM149 92V91H148ZM182 92H183V90H182ZM198 92V91H197ZM201 92V91H200ZM223 92V91H222ZM245 92V91H244ZM247 92V91H246ZM255 92V91H254ZM56 93V92H55ZM58 93V92H57ZM79 93V92H78ZM125 93V92H124ZM171 93V92H170ZM173 93H174V91H173ZM175 93H176V91H175ZM184 93V92H183ZM186 93V92H185ZM194 93H196V92H194ZM205 93H202V96L203 95H205ZM240 93V92H239ZM238 93V94H239ZM242 93V92H241ZM83 94V93H82ZM109 94V93H108ZM128 94V93H127ZM127 94H125V96H127ZM133 94V93H132ZM143 94V93H142ZM165 94V93H164ZM218 95L220 94V93H217ZM238 94H236L237 96H238ZM29 95V92H27V93H25L24 94V92L23 93H21V95H16V96H13V97H17V99L19 100H22V99H25L27 96ZM90 95V94H89ZM93 95V94H92ZM130 95V94H129ZM153 95V94H152ZM176 95V94H175ZM181 95V94H180ZM185 95V94H184ZM218 95H217V97H218ZM222 95H224L223 93H222ZM9 96V95H8ZM7 96V97H8ZM23 96H26L25 98L23 97ZM76 96V95H75ZM88 96V95H87ZM86 96V97H87ZM95 96V95H94ZM99 96H102V95H99ZM104 96V95H103ZM107 96V95H106ZM117 96V98H118V95H116ZM137 96V95H136ZM149 96V95H148ZM164 96V95H163ZM163 96L161 95L160 96V98H159V100L161 101L162 99H161V97L163 98ZM165 96H167L166 94H165ZM182 96V95H181ZM214 96H216V95H214ZM233 96V95H232ZM231 96V97H232ZM235 96V95H234ZM260 96H261V94H260ZM83 97V96H82ZM111 97V96H110ZM122 97V96H121ZM134 97V96H133ZM139 97V96H138ZM137 97V98H138ZM150 97V96H149ZM168 97H169V95H168ZM175 97V96H174ZM180 97V96H179ZM187 97V96H186ZM210 97H212V96H210ZM253 97L255 98V97H258V94L257 95H255L253 92H251V93H249V92H247V93H245V94H243L242 93V96H240L239 97V99H245V101H247L248 99H250V98H252L253 99ZM85 98V97H84ZM92 98V97H91ZM94 98V97H93ZM107 98V97H106ZM123 98V97H122ZM125 98V97H124ZM136 98V99H137ZM153 100H154V98L153 97H151ZM156 99H157V97H155ZM167 98V97H166ZM197 98V97H196ZM201 98H203V97H201ZM261 98L264 100V95L262 94V96H261ZM8 99V98H7ZM75 99V98H74ZM86 99V98H85ZM89 99V98H88ZM105 99V98H104ZM127 99V98H126ZM135 99V98H134ZM134 99H133V101H134ZM147 99V98H146ZM164 99V98H163ZM171 98H169V100H170ZM177 99V98H176ZM180 99V98H179ZM178 99V100H179ZM186 99V98H185ZM189 99V98H188ZM198 99V98H197ZM206 99V98H205ZM210 99V98H209ZM227 99V98H226ZM225 99V102H215V103H213L212 104V106L210 107V109H207V112H206V115H205V117L203 118V120H204V126H202L201 124H199V125H197L198 126V128H202V127H204V129L202 130V131H204L203 133H204V135L207 137V139L208 140H206L205 141V143L204 144H201L202 145V147H203V145H205V144H207V145H209L210 143V145H213L212 147H210V148H212V150L209 148V149H207V150H205V151H207L208 152V155L209 156H215L216 158H218V166L220 167V168H222V166L225 164V163H229L231 160H232V163H230V164H228V166H227V168L229 167V169L231 168L232 170L231 171H229V172H232L233 171V173H235L236 175H239L240 177L242 176V179H243V177H247V179H250V181L253 183V184H255V183H258V181L260 180V179H262V181L264 180V133L262 132V134L261 133H259V131L260 130H258L257 132V134L256 133H254L253 131L255 130V125H256V123L253 121V122H251V123H248V121H245L243 124L244 125H242L241 127L239 126V131H238V135L240 136V133L242 132V133H244L245 135H246V137L248 138V136L251 138V137H253L254 136V139L256 140V142H255V146H254V149L251 147H249L248 148V150L246 151H243V146H245L244 144H239V145H237L236 144V146H232V148H226V147H223V145L225 144V143H227L228 144V140L229 139H231V137H229V136H231V135H228L227 133H226V131H227V129L229 128V127H231L230 125L232 124H229V121H215L218 117H220V116H222V115H224V114H226L227 113V111H229L230 110V107H232L234 104H236L235 102H237V100L234 102V101H227ZM234 99V98H233ZM236 99H237V97H236ZM261 99V100H262ZM73 100V99H72ZM98 100V99H97ZM123 100V99H122ZM132 100V99H131ZM149 100V99H148ZM147 100V101H148ZM191 100V99H190ZM189 100V101H190ZM194 100V99H193ZM199 100H200V97H199ZM202 100V99H201ZM216 100V99H215ZM215 100H213V101H215ZM230 100V99H229ZM254 100H256V99H254ZM101 101H102V99H101ZM118 101V100H117ZM124 101V100H123ZM123 101H120V102H123ZM156 101V100H155ZM166 101V100H165ZM174 102V100H171V103H173ZM203 101V100H202ZM217 101V100H216ZM242 101V100H241ZM241 101H240V103H241ZM244 101V102H245ZM252 101V100H251ZM16 102V101H15ZM14 102V103H15ZM18 102V101H17ZM44 102V101H43ZM86 102H87V99H86ZM85 102V103H86ZM89 102V101H88ZM99 102V101H98ZM110 102V101H109ZM149 102V101H148ZM154 102V101H153ZM156 102H158V101H156ZM163 102V101H162ZM193 102V101H192ZM198 102V101H197ZM234 102V103H233ZM250 102V101H249ZM257 102V101H256ZM258 102H260V101H258ZM262 102V101H261ZM89 103H91V102H89ZM88 103V104H89ZM160 103V102H159ZM170 103V104H171ZM182 102H180V104H181ZM183 103H185V102H183ZM206 103V102H205ZM207 103H208V101H207ZM231 103V104H230ZM237 103H239V102H237ZM247 103V102H246ZM252 103H254V102H252ZM251 103V104H252ZM10 104V103H9ZM27 104V103H26ZM87 104V103H86ZM98 104H100V103H98ZM98 104H97V106H98ZM104 104V103H103ZM105 104H107V102L105 103ZM110 104V103H109ZM127 104V103H126ZM146 104V103H145ZM152 104V103H151ZM161 104V103H160ZM163 104H165V102L163 103ZM162 104V105H163ZM196 104V103H195ZM203 104V103H202ZM214 104H216V105H214ZM230 104V105H229ZM242 104V103H241ZM248 104V103H247ZM247 104H246V106H247ZM74 105H75V103H74ZM114 105V104H113ZM117 105V104H116ZM147 105V104H146ZM159 105V104H158ZM161 105V106H162ZM178 105V104H177ZM176 105V106H177ZM185 105V104H184ZM206 105V104H205ZM210 105V104H209ZM4 106V105H3ZM142 106V105H141ZM160 106V107H161ZM175 106V105H174ZM185 106H187V105H185ZM185 106H184V108H185ZM198 106V105H197ZM239 106V105H238ZM253 106V105H252ZM256 106V105H255ZM258 106H259V103H258ZM11 107V106H10ZM15 107H16V105H15ZM80 107V106H79ZM86 107V106H85ZM88 107H89V105H88ZM96 106H94L93 108H95ZM102 107V106H101ZM192 107V106H191ZM205 107V106H204ZM209 107V106H208ZM262 107H264V106H262ZM7 108V107H6ZM26 108V107H25ZM82 108V107H81ZM99 108V107H98ZM136 108H138V107H136ZM141 108V107H140ZM180 108V107H179ZM184 108H183V110H184ZM200 108V107H199ZM236 108V107H235ZM239 108H240V106H239ZM245 108V107H244ZM243 108V109H244ZM250 108H252V107H250ZM255 108V107H254ZM259 108V107H258ZM85 109V108H84ZM101 109V108H100ZM107 109V108H106ZM112 109V108H111ZM117 109V108H116ZM124 109V108H123ZM168 109H169V107H168ZM177 109V108H176ZM175 109V110H176ZM186 109V108H185ZM190 109H192V108H190ZM233 109V108H232ZM238 109V108H237ZM257 109V108H256ZM94 110V109H93ZM108 110V109H107ZM180 110V109H179ZM251 110V109H250ZM259 110V109H258ZM58 111V110H57ZM77 111V110H76ZM87 111H88V116H90V117H93L94 116V118H95V116L96 117H98L99 116V118H101V119H103V120H106V124L109 122L108 120H110V122H113V120H112V118L114 117L115 118V116H117V114L118 113H120V112H109V113H107V112H101V111H95V112H93L91 109L89 110V109H87ZM113 111V110H112ZM117 111V110H116ZM119 111V110H118ZM125 111V110H124ZM141 111V110H140ZM173 111H174V109H173ZM186 111H187V109H186ZM198 111V110H197ZM231 111V110H230ZM82 112H84L83 110H82ZM251 112V111H250ZM77 113V112H76ZM168 113V112H167ZM175 113V112H174ZM181 113V112H180ZM198 113V112H197ZM200 113V112H199ZM205 113V112H204ZM203 113V114H204ZM252 113V112H251ZM123 114V113H122ZM144 114V113H143ZM147 114V113H146ZM149 114V113H148ZM147 114V115H148ZM195 114V113H194ZM202 114V115H203ZM263 114V113H262ZM118 115H121V114H118ZM140 115V114H139ZM145 115V114H144ZM153 115H155V113L153 114ZM163 115V114H162ZM176 115H177V113H176ZM183 115V114H182ZM232 115V114H231ZM260 115V114H259ZM146 116V115H145ZM144 116V117H145ZM179 116V115H178ZM230 116V115H229ZM84 117V116H83ZM150 117V116H149ZM163 117V116H162ZM174 117V116H173ZM188 117H189V115H188ZM197 116H193V118H192V120H194V121H197V118H196ZM225 117V116H224ZM122 118V117H121ZM138 118H139V116H138ZM166 118H168V117H166ZM180 118H181V116H180ZM184 118H185V116H184ZM222 118V117H221ZM231 118V117H230ZM256 118V117H255ZM83 119V118H82ZM119 119V118H118ZM128 119V118H127ZM161 119V118H160ZM170 119V118H169ZM190 119V118H189ZM202 119V118H201ZM220 119V118H219ZM228 119V118H227ZM258 119H259V116H258ZM136 120H137V118H136ZM147 120V119H146ZM209 120H211V121H209ZM229 120V119H228ZM255 120V119H254ZM81 121V120H80ZM88 121V120H87ZM101 121V120H100ZM119 121V120H118ZM166 121H168V120H166ZM165 121V122H166ZM171 121H172V119H171ZM191 121V120H190ZM199 121V120H198ZM213 121V123L212 124H206L205 125V123L206 122H212ZM239 121V120H238ZM264 121V120H263ZM123 122V121H122ZM139 122V121H138ZM137 122V123H138ZM160 122V121H159ZM24 123V122H23ZM69 123V122H68ZM73 123V122H72ZM82 123H83V121H82ZM90 123V122H89ZM95 123V122H94ZM101 123V122H100ZM136 123V124H137ZM146 123V122H145ZM163 123V122H162ZM187 123V122H186ZM189 123V122H188ZM191 123V122H190ZM71 124V123H70ZM81 124V123H80ZM96 124V123H95ZM106 124H105V126L104 127H109V125L108 126H106ZM127 124V123H126ZM129 124V123H128ZM135 124V123H134ZM133 124V125H134ZM135 124V125H136ZM141 124V123H140ZM143 124V123H142ZM157 124V123H156ZM193 124H196V123H193ZM236 124V123H235ZM242 124V123H241ZM255 124V125H254ZM21 125V124H20ZM74 125H76V124H74ZM73 125V126H74ZM85 125V124H84ZM92 125V124H91ZM114 125H115V123H114ZM120 125H121V123H120ZM191 125V124H190ZM23 126V125H22ZM79 126V125H78ZM116 126V125H115ZM118 126V125H117ZM236 126V125H235ZM258 126V125H257ZM64 127V126H63ZM82 127V126H81ZM95 127V126H94ZM135 127H138V125L137 126H135ZM157 127V126H156ZM196 127V126H195ZM206 127V128H205ZM262 127H264V125L263 126H261V128ZM70 128V127H69ZM77 128V127H76ZM118 128V127H117ZM133 128V127H132ZM131 128V129H132ZM147 128V127H146ZM182 128V127H181ZM183 128H185V127H183ZM198 128H195V129H198ZM235 128V127H234ZM238 128V127H237ZM256 128H258V127H256ZM260 128V129H261ZM72 129V128H71ZM110 129H111V127H110ZM259 129V128H258ZM264 129V128H263ZM78 130V129H77ZM83 130V129H82ZM90 130V129H89ZM99 130V129H98ZM112 130V129H111ZM121 130V129H120ZM170 130V129H169ZM168 130V131H169ZM186 131V129H179V130H170L169 132L170 133H180V132H182V131ZM75 131H76V129H75ZM80 131V130H79ZM85 131H86V129H85ZM113 131V130H112ZM115 131V130H114ZM132 131H133V129H132ZM231 131V130H230ZM234 131V130H233ZM262 131V130H261ZM64 132V131H63ZM87 132V131H86ZM97 132V131H96ZM128 132V131H127ZM145 132H147V131H144V133ZM191 132V131H190ZM194 132V131H193ZM235 132H236V130H235ZM66 133V132H65ZM98 133V132H97ZM97 133H94V134H97ZM111 133V132H110ZM135 133V132H134ZM133 133V134H134ZM196 133H197V131H196ZM13 134H15V130H14V133ZM92 134V133H91ZM152 134H154V133H152ZM157 134H159V133H156V135ZM166 134V133H165ZM231 134V133H230ZM235 134V133H234ZM253 136H252V135ZM64 135V134H63ZM82 135H84V134H82ZM121 136H122V134H120ZM124 135V134H123ZM161 135V134H160ZM189 135V134H188ZM194 135V134H193ZM200 135H201V133H200ZM238 135H237V137H238ZM12 136V135H11ZM15 136V135H14ZM98 136V135H97ZM127 136V135H126ZM141 136V135H140ZM151 136V135H150ZM171 136V135H170ZM183 136V135H182ZM62 135H59L58 137L56 136V139H55V141L56 142H58V141H60L61 139H62ZM89 137H90V135H89ZM119 137V136H118ZM123 137V136H122ZM125 137V136H124ZM153 137V136H152ZM152 137H151V139H152ZM167 137H169V135L167 136ZM233 137V136H232ZM235 137V136H234ZM242 137V136H241ZM245 136H244V138H246ZM9 139H10V137H8ZM69 138V137H68ZM71 138V137H70ZM84 138V137H83ZM85 138H87V137H85ZM93 138H95V137H93ZM126 138V137H125ZM135 138H136V136H135ZM138 138V137H137ZM149 138V137H148ZM174 139H175V137H173ZM177 138V137H176ZM240 138V137H239ZM67 139V138H66ZM72 139V138H71ZM113 139V138H112ZM116 139V138H115ZM128 139V138H127ZM141 139H142V137H141ZM157 139V138H156ZM206 139V138H205ZM221 139V140H220ZM237 139V138H236ZM242 139V138H241ZM14 140V139H13ZM94 140V139H93ZM102 140V139H101ZM114 140V139H113ZM123 140V139H122ZM121 140V141H122ZM124 140H126V139H124ZM162 140V139H161ZM173 140V139H172ZM187 140V139H186ZM243 140V139H242ZM241 140V141H242ZM254 140V141H255ZM71 141V140H70ZM90 140H89V138H88V142H89ZM104 141V140H103ZM109 141H112V140H110V138H109V140H108V142ZM145 141V140H144ZM154 141H155V138H154ZM153 141V142H154ZM168 141V140H167ZM194 141V140H193ZM198 141V140H197ZM237 141H239V140H237ZM85 142V141H84ZM93 142V141H92ZM136 142V141H135ZM134 142V143H135ZM148 142H149V140H148ZM152 142V143H153ZM174 142V141H173ZM230 142V141H229ZM246 142V141H245ZM5 143H7V142H5ZM19 143V142H18ZM64 143V142H63ZM66 143V142H65ZM75 143H76V141H75ZM81 143V142H80ZM102 143V142H101ZM161 143H163V140H162V142ZM165 143V142H164ZM168 143H169V141H168ZM9 144V143H8ZM7 144V145H8ZM44 144V143H43ZM62 144V143H61ZM67 144H69V143H67ZM83 144V143H82ZM89 144V143H88ZM103 144V143H102ZM121 145H122V143H120ZM154 144V143H153ZM156 144V143H155ZM194 144V143H193ZM217 145L218 146V148H217V150H215V148L217 147V146H215V145ZM247 144V143H246ZM249 144V143H248ZM6 145V146H7ZM15 145V144H14ZM58 145V144H57ZM74 145V144H73ZM92 145V144H91ZM94 145V144H93ZM99 145V144H98ZM112 145V144H111ZM123 145H124V143H123ZM129 145H131V144H129ZM148 145V144H147ZM164 145H166V143L164 144ZM177 145H180V144H177ZM197 145H198V142H197ZM231 145V144H230ZM234 145H235V143H234ZM55 146V145H54ZM61 146V145H60ZM110 146V145H109ZM116 146V148H117V146L118 145H115ZM114 146V147H115ZM156 145H154V147H155ZM188 146V145H187ZM248 146V145H247ZM252 146V145H251ZM17 147V146H16ZM16 147H15V149H16ZM73 147V146H72ZM102 147V146H101ZM110 147H112V146H110ZM125 147V146H124ZM144 147V146H143ZM191 147V146H190ZM196 147H199V146H196ZM196 147H194V148H196ZM201 147V146H200ZM209 147V146H208ZM207 147V148H208ZM90 148V147H89ZM93 148V147H92ZM108 148V147H107ZM126 148V147H125ZM125 148H124V150H125ZM160 148V147H159ZM162 148V147H161ZM177 148H179V147H177ZM189 148V147H188ZM192 148V147H191ZM245 148V147H244ZM75 149V148H74ZM81 149V148H80ZM88 149V148H87ZM103 149V148H102ZM143 149V148H142ZM155 149V148H154ZM198 149V148H197ZM196 149V150H197ZM205 149V148H204ZM203 149V150H204ZM5 150H6V148H5ZM18 150V149H17ZM60 150V149H59ZM63 150H65V149H63ZM76 150H77V148H76ZM98 150V149H97ZM100 150V149H99ZM113 150V149H112ZM116 150V149H115ZM133 150V149H132ZM159 150V149H158ZM178 150V149H177ZM195 150V149H194ZM201 150V149H200ZM14 151V150H13ZM82 151V150H81ZM81 151H77V152H73L74 154H76V153H80ZM86 151V150H85ZM96 151V150H95ZM105 151V150H104ZM107 151V150H106ZM105 151V152H106ZM120 151V150H119ZM118 151V152H119ZM134 151V150H133ZM149 151V150H148ZM199 151V150H198ZM259 151H261L262 153H259V154H257V152H259ZM11 152H12V150H11ZM36 152V151H35ZM55 152V151H54ZM94 152V151H93ZM92 152V153H93ZM99 152V151H98ZM97 152V153H98ZM182 152V151H181ZM190 152V151H189ZM2 153V152H1ZM48 153V152H47ZM57 153V152H56ZM96 153V154H97ZM101 153V152H100ZM104 153V152H103ZM102 153V154H103ZM146 153V152H145ZM177 153V152H176ZM175 153V155H178V154H176ZM194 153V152H193ZM199 153H200V151H199ZM7 154V153H6ZM15 154H16V152H15ZM63 154V153H62ZM62 154H60V155H62ZM69 154V153H68ZM67 154V155H68ZM88 154V153H87ZM101 154V155H102ZM130 155H133V154H131V152L129 153ZM148 154V153H147ZM180 154V153H179ZM207 154V153H206ZM49 155V154H48ZM54 155V154H53ZM52 155V156H53ZM64 155V154H63ZM73 155V154H72ZM72 155H70V156H72ZM93 154H91L90 155V158H91V156H92ZM98 155V154H97ZM110 155V154H109ZM195 155V154H194ZM197 156L196 157H198V158H200L199 156H198V154H196ZM51 156V155H50ZM76 156V155H75ZM85 156V155H84ZM88 156H89V154H88ZM111 157H112V155H110ZM126 156V155H125ZM142 156H144V155H142ZM146 156H148V157H150L149 155H146ZM202 156V155H201ZM208 156V157H209ZM3 157V156H2ZM8 157H10V156H8ZM38 157V156H37ZM40 157V156H39ZM38 157V158H39ZM78 156H76V158H77ZM95 157H96V155H95ZM99 157V156H98ZM116 157V156H115ZM139 157V156H138ZM151 157H153V158H151L152 160H150V162H152V164L151 165H148V166H145V168H146V170L144 171V173H142V174H140V172L139 171H136V172H138V174L136 175V177H134V179H132L131 181H128V180H124V181H117V182H115V180H116V178L115 177H113V176H111L110 175V170H108V171H106V169L104 170V167H103V170H102V172L100 173V174H98V175H92V176H89L88 175V170L87 169H84L82 172H85V176H82V174H80V173H78V174H74V172L73 171H70L69 173H66L67 175H63V176H60L57 180H55L57 183H56V186H54L53 184H49V183H45L44 181L43 182H31V183H28L27 184V182L25 183L26 184V186H20L18 189H17V191H18V196H16V198L15 199H11V201L7 204V206L5 205V209L4 210H2L1 211V215H0V242H3L4 244H6L7 243V239H8V241H10L9 243H7L6 245H7V247L6 248H10L11 249V247H13L14 245L16 246V242L17 241H19V238H20V236H21V233L23 232V231H25V230H33L35 233H38V232H42L44 229H48L50 226H51V224H52V217H54L55 216V219L54 220H56V218L58 217V216H60V215H62V214H66V213H64V212H66L67 210H68V207L70 206H72V204H71V202H73V201H75L74 203H75V205L76 206H78V205H80L81 203H82V207H80V208H75V210L73 211H71L72 213V215L71 216H79V217H76V219H80V221H84L85 223H84V225H86L87 227H86V229L88 230V231H92V232H89V233H91V234H89L90 236L88 237V238H85V239H82V240H79L78 242L79 243H77L78 245L76 246V248L71 252V255H70V262L68 261V262H65V263H61L60 261L57 263V264H71V263H74L75 262V257H74V255H75V253L77 252H80L81 250H80V248H81V246H83V245H87V246H89V247H92V251H95V253L97 252L98 254V256H99V252L101 251L100 250V248L102 247V245H104L105 247H104V251L106 252V253H109L108 251L110 250V248H112V249H115V248H113V247H119L120 248V252H119V254H118V256H116V259H117V261H119L118 260V258H122V260L121 261H124V262H126L127 264H129V262H137L138 263V259L137 258H139V263H141V264H264V244L262 245V247L259 249L258 248V242L261 240V241H263L264 240V226L262 225L261 227H259L258 229H254V227H252L254 230H255V232H253L254 233V237L253 238H250V239H247V240H245V238L248 236V235H250V233H247V232H252V231H250L251 229H250V225H251V222L249 223L250 225H249V227H244V229L243 230H238L237 229V225H236V221H238V219L237 220H235V217H239V218H241V219H239V220H242V222L243 223H245V219L247 218V217H245V216H240V213H242L243 214V210H249V204H250V202H245V204L244 205H242L241 204V206H240V204L239 205H236L235 204V206H227V207H220V205H219V207L218 206H215V205H213L212 203H211V201H206L205 199H204V202H201L202 201V199H200L201 201H197L196 200V205L192 208H190V207H187V206H189V204L188 203H186V202H184V203H182V202H179V207H180V209L179 210H173V209H171V211H169V213H167V212H165L166 210H164L167 206H168V204H169V199H171L170 197H172L173 196V194L174 193H176V187H175V185H174V183L173 182H171L173 179H172V175L171 174H169V176L166 174L167 172H166V170H162V171H158L157 170V173H158V175H156V176H151V177H149V179H148V176H150V173L152 174L155 170H156V168H158V166H159V164L162 162L161 161V158H160V156H158V155H151ZM166 157V156H165ZM190 157V156H189ZM194 157V156H193ZM13 158V157H12ZM53 158V157H52ZM104 158H106V157H104ZM110 158V157H109ZM124 158V157H123ZM132 158V157H131ZM130 158V159H131ZM15 159H16V157H15ZM68 159V158H67ZM75 159V158H74ZM98 159H100V158H98ZM97 159V160H98ZM116 159V158H115ZM122 159V158H121ZM127 159V158H126ZM144 159H146V158H144ZM163 159H164V157H163ZM180 159V158H179ZM185 159V158H184ZM213 159V158H212ZM7 160V161H6ZM62 160V159H61ZM72 160V159H71ZM76 160H78V163H84L85 162V160H79V159H76ZM90 160V159H89ZM95 160V159H94ZM172 160V159H171ZM187 160V159H186ZM185 160V161H186ZM196 160H197V158H196ZM10 161H11V159H10ZM38 161H39V159H38ZM64 161V160H63ZM68 161V160H67ZM73 161V160H72ZM116 161V160H115ZM119 161H121V160H119ZM203 161V160H202ZM206 161H208L207 160V158H206ZM217 161V160H216ZM228 161V162H227ZM247 161H250L248 164H247ZM23 162V161H22ZM56 162V161H55ZM70 162V161H69ZM74 162H75V160H74ZM110 162H111V160H110ZM168 162V161H167ZM173 162V161H172ZM176 162V161H175ZM184 162V161H183ZM193 162V161H192ZM210 162V164H211V162H212V160H210L209 161ZM39 163V162H38ZM64 163V162H63ZM67 163V162H66ZM103 163V162H102ZM164 163H166V162H164ZM171 163V162H170ZM206 163V162H205ZM58 164V163H57ZM97 164V163H96ZM111 164V163H110ZM131 164V163H130ZM163 164V163H162ZM172 164V163H171ZM185 164V163H184ZM196 162H195V165H194V167H196ZM200 163H198V165H199ZM67 165V164H66ZM71 165V164H70ZM86 165V164H85ZM95 165V164H94ZM104 165V164H103ZM112 165V164H111ZM110 165V166H111ZM115 165V164H114ZM132 165V164H131ZM180 165V164H179ZM188 165V164H187ZM192 165H193V163H192ZM217 165V164H216ZM11 167V166H14L13 165V163L11 162V163H9L8 162V159H7V157H5L4 158V161L2 162V163H0V171L4 168V170H7V168L8 167ZM38 166V165H37ZM56 166V165H55ZM75 166V165H74ZM140 166V165H139ZM138 166V167H139ZM189 166V165H188ZM201 166V165H200ZM207 166V165H206ZM9 167V168H10ZM71 167V166H70ZM77 167V166H76ZM90 167V166H89ZM134 167V166H133ZM142 167V166H141ZM176 167V166H175ZM180 167V166H179ZM182 167V166H181ZM46 168H48V166H46ZM101 169H102V166L100 167ZM108 168V167H107ZM163 168H164V166H163ZM162 168V169H163ZM167 168V167H166ZM197 168H199V166H197ZM224 168L225 167H223V170H224ZM37 169V168H36ZM89 169V168H88ZM109 169V168H108ZM114 169V168H113ZM133 169V168H132ZM180 169V168H179ZM189 169H191V168H189ZM193 169V168H192ZM226 169V168H225ZM64 170V169H63ZM118 170V169H117ZM177 170H178V167H177ZM217 170V169H216ZM219 170V169H218ZM222 170V169H221ZM9 171V170H8ZM14 171V170H13ZM56 171H57V169H56ZM135 171V170H134ZM190 171V170H189ZM210 171H211V169H210ZM225 171V170H224ZM226 171H227V169H226ZM42 172H43V170H42ZM60 172V171H59ZM94 172V171H93ZM117 172H119V171H117ZM187 172H188V170H187ZM222 172V171H221ZM220 172V173H221ZM3 173V172H2ZM50 173V172H49ZM116 173V172H115ZM123 173V172H122ZM130 173V172H129ZM132 173H134V172H132ZM171 173V172H170ZM180 173V172H179ZM203 173V172H202ZM206 173H207V171H206ZM225 173V172H224ZM223 173V174H224ZM5 174H7V172L5 173ZM39 174V173H38ZM61 174V173H60ZM94 174V173H93ZM97 174V173H96ZM111 174L113 175L114 173H112L111 172ZM126 174V173H125ZM209 174V173H208ZM216 174H217V171H216ZM231 174V173H230ZM36 175V174H35ZM48 175V174H47ZM116 175H117V173H116ZM119 175H122V174H119ZM171 175V176H170ZM176 175V174H175ZM183 175V174H182ZM203 175V174H202ZM205 175V174H204ZM210 175V174H209ZM225 175V174H224ZM226 175H228V172H226ZM225 175V176H226ZM245 175V176H244ZM34 176V175H33ZM43 176H44V174H43ZM46 176V175H45ZM52 176V175H51ZM118 176V175H117ZM131 176H133V175H131ZM130 176V177H131ZM215 176H217V175H215ZM215 176H214V178H215ZM2 177V176H1ZM9 177V176H8ZM36 177V176H35ZM42 177V176H41ZM53 177V176H52ZM57 177V176H56ZM122 177V176H121ZM128 177H129V175H128ZM128 177H126V178H128ZM146 177H147V179H146ZM208 177V176H207ZM222 177V176H221ZM220 177V178H221ZM239 177V178H240ZM245 177V178H246ZM33 178V177H32ZM210 178V177H209ZM225 178V177H224ZM238 178V177H237ZM237 178H236V176H235V178H234V180H235V183H233L232 182V186L231 187H236L237 186V184L239 183V180H237ZM111 179H112V181H114V182H112L111 181ZM130 179V178H129ZM167 179H169L170 181H169V183H168V186L169 187H163V185L162 184H164V182L167 180ZM182 179V178H181ZM197 179V178H196ZM217 179H219V178H217ZM216 179V181H218L219 182V180H217ZM8 180V179H7ZM6 180V178H4V179H2V181H1V183H0V198L2 197V194L4 193V191L8 188V186L10 185V184H8V181ZM53 180V179H52ZM121 180V179H120ZM148 180H150V183H158V182H160V183H162V184H158L157 186L155 185L152 189H150V188H147V187H149V185H150V183L148 182ZM203 180V179H202ZM237 180V181H236ZM55 181H53V182H55ZM205 181V180H204ZM215 181V180H214ZM223 181V180H222ZM167 182V181H166ZM178 182V181H177ZM192 182V181H191ZM199 182V181H198ZM209 182V181H208ZM217 182V183H218ZM242 182V181H241ZM245 182V181H244ZM244 182H243V184H244ZM142 183H143V186H142ZM202 183V182H201ZM207 183V182H206ZM210 183V182H209ZM221 183V182H220ZM219 183V184H220ZM223 183H224V181H223ZM226 183H228L227 181H226ZM263 183V182H262ZM49 184V185H48ZM124 184V185H123ZM205 184V183H204ZM241 184V183H240ZM248 184V183H247ZM252 184V185H253ZM201 185V184H200ZM208 186L209 185H212V184H207ZM224 185V184H223ZM231 185V184H230ZM236 185V186H235ZM246 185V184H245ZM256 185H258V184H256ZM179 186H181V185H179ZM185 186V185H184ZM214 186V185H213ZM221 187H220V189L222 188V183H221V185H220ZM228 186H229V184H228ZM239 186V185H238ZM237 186V187H238ZM240 186H242V185H240ZM251 186V185H250ZM261 186V185H260ZM11 187V186H10ZM84 187H88V188H90L91 190H93V192L92 193H94L96 196L97 195H99V192L101 191V190H107V191H109V192H111L112 194H113V196H110V197H112L111 199H106L105 198V200H103L102 199V197H100V198H95L96 196H94V198H85V199H83L82 198V200L80 201L79 200V198H78V193H79V191H81V189L82 188H84ZM140 187L142 188H144V192H142L141 193V195H138L136 192H133V189H135V188H139L140 189ZM211 187V186H210ZM209 187V188H210ZM253 187V186H252ZM13 188H14V186H13ZM187 188V187H186ZM224 188V187H223ZM240 188V187H239ZM248 188V187H247ZM251 188V187H250ZM254 188H255V185H254ZM10 189V188H9ZM202 189V188H201ZM212 189H214V187L212 188ZM219 189V188H218ZM230 189V188H229ZM238 189V188H237ZM236 189V191L238 192V190ZM137 190V189H136ZM179 190V189H178ZM188 190V189H187ZM228 190V189H227ZM234 190V189H233ZM232 190V193L234 192ZM243 190V189H242ZM245 191H246V189H244ZM251 190V189H250ZM249 190V191H250ZM255 190V189H254ZM138 191H140V190H138ZM210 191V190H209ZM212 191V190H211ZM215 191H217V190H215ZM223 191H225V189L223 190ZM235 191V192H236ZM239 191H240V189H239ZM253 191V190H252ZM258 191V190H257ZM260 191V190H259ZM259 191H258V193H259ZM208 192V191H207ZM234 192V193H235ZM247 192V191H246ZM91 193V192H90ZM92 193L90 194V195H92ZM134 193V194H133ZM146 193H148V194H150V196H151V200H154L155 201V204H153L152 202H151V200L149 201L148 199H147V196H146ZM211 193H213V192H211ZM222 193V192H221ZM255 193V192H254ZM261 193V192H260ZM47 194H50L51 196V198H50V200H52V201H50L48 198H46V199H48V201L49 202H47V204L45 205V206H42V207H32L31 206V204L33 205V202H34V200H35V198L37 197V196H40V198L42 197L43 198V196H45V195H47ZM102 194V193H101ZM111 194V195H112ZM182 194V193H181ZM189 194V193H188ZM191 194V193H190ZM189 194V195H190ZM209 194V193H208ZM215 192H214V194H213V196H215ZM224 193H222V195H223ZM226 195H227V192L225 193ZM244 194V193H243ZM17 195V194H16ZM84 195V194H83ZM176 195V194H175ZM174 195V196H175ZM207 195V194H206ZM219 195H221V194H219ZM219 195H218V198H219ZM236 195V194H235ZM238 195V194H237ZM237 195H236V197H237ZM251 195V194H250ZM257 195V193L255 194V196ZM261 195V194H260ZM102 196V195H101ZM178 196V195H177ZM176 196V197H177ZM208 196V195H207ZM228 196V195H227ZM229 196H231V195H229ZM234 196V195H233ZM242 196V195H241ZM246 196H247V193L243 196V197H245L246 198ZM253 196V195H252ZM262 196V195H261ZM114 197V198H113ZM134 197V198H133ZM179 197V196H178ZM183 197V196H182ZM216 197H217V194H216ZM251 197V196H250ZM260 197V196H259ZM39 198V199H40ZM159 198V199H158ZM173 198V197H172ZM185 198V197H184ZM190 198V197H189ZM221 198V197H220ZM219 198V199H220ZM224 198H226V197H224ZM228 198V197H227ZM226 198V199H227ZM242 198V197H241ZM253 198V197H252ZM37 199V198H36ZM174 199V198H173ZM190 199H193V198H190ZM211 199H212V197H211ZM217 199V198H216ZM223 199V198H222ZM229 199V198H228ZM227 199V200H228ZM232 199H233V197H232ZM235 199V198H234ZM233 199V200H234ZM256 198H254V200H255ZM258 199V198H257ZM257 199H256V201H257ZM218 200V199H217ZM221 200V199H220ZM225 200V199H224ZM239 200V199H238ZM42 201H44V200H42ZM80 201V202H79ZM175 201V200H174ZM173 201V202H174ZM181 201V200H180ZM232 201V200H231ZM235 201V200H234ZM253 201V200H252ZM258 201H259V199H258ZM178 202V201H177ZM240 202V201H239ZM255 202V201H254ZM253 202V204H256V202L254 203ZM38 203V202H37ZM139 203V204H138ZM171 203H172V201H171ZM220 203V202H219ZM258 203V202H257ZM230 205H231V203H229ZM234 204V203H233ZM74 205V206H75ZM152 205V206H151ZM177 205V204H176ZM221 205H223V203L221 204ZM227 205H228V203H227ZM251 206H254V205H252V204H250ZM174 206V205H173ZM226 206V205H225ZM4 207V206H3ZM169 207V206H168ZM72 209V208H71ZM224 209H226V210H224ZM169 210V209H168ZM30 211H33L34 212V214L32 213V212H30ZM179 211V212H178ZM243 211V212H242ZM254 212H259V213H263L264 212V202H263V204H262V206L260 207V209H257V210H253L252 211V213H254ZM250 213V212H249ZM248 213V214H249ZM251 213V214H252ZM233 216V217H232ZM258 216H260V215H258ZM120 217V218H119ZM123 217H127V219H125L124 221H123V223H124V225H129L125 230L123 229V228H119L120 230H119V232L122 234V233H129V234H127L126 235V237H123L122 236V239H119L120 241H118V239H117V242L116 243H118V244H114V246L112 247V243H110V242H114V240H112L111 241V239L109 238V241L107 242V243H104L103 242V240H99V238L101 237H103V236H108V235H110L111 234V232H113L115 229V227H116V225H113L111 222L112 221H114L115 220V223L117 222L116 221V219H120L121 220V218H123ZM228 217H231L230 219L228 218ZM133 218H136V221L138 220V223H133L134 222V220H132ZM226 218H228L229 220H228V224L230 225H228L227 223H224L225 221H224V219H226ZM253 218V217H252ZM259 218V217H258ZM262 218H264L263 216H262ZM235 221H234V220ZM249 219H251V218H248V220ZM257 219V218H256ZM53 220V221H54ZM62 220V219H61ZM75 220V219H74ZM74 220H71L70 219V216H68L67 218H65L64 220H62V221H58V224H59V226L60 227H58V229H57V227L55 228V233H54V236L55 237H57V235H58V233L59 232H61L62 233V231H65V230H68V229H72V227H74L73 225L75 224V222H74ZM100 222H105V223H107V225H105V227L103 228L102 227V229L100 230H97V229H94L95 227H97L98 228V226L99 225H101L100 224ZM216 223V224H215ZM248 223V222H247ZM255 223V222H254ZM78 223H76V225H77ZM83 224V223H82ZM117 224V223H116ZM120 225H118V226H121L122 224L121 223H119ZM246 224V223H245ZM259 224H260V222H259ZM264 224V223H263ZM75 225V226H76ZM261 225V224H260ZM79 226V225H78ZM48 227V228H47ZM61 227H62V229H61ZM77 227V226H76ZM101 227V226H100ZM99 227V228H100ZM241 228V227H240ZM35 229V230H34ZM62 230V231H61ZM133 230V231H132ZM118 232V231H117ZM35 233H34V235H35ZM134 234V235H133ZM112 236V235H111ZM244 236H246V237H244ZM251 236V235H250ZM6 238V241H4L3 240V238ZM64 237H65V235H64ZM161 237V240H160V242L158 243L157 242V240H158V238H160ZM203 237V238H202ZM112 238V237H111ZM178 238V242L177 243H175L174 245H171L169 248H167V249H165V250H160L159 252H156V249L157 248H159V247H161V246H165V245H168L172 240H176ZM242 238V239H241ZM54 239V238H53ZM103 239V238H102ZM107 239V238H106ZM182 240H184V242H182ZM200 240H201V242H200ZM107 241V240H106ZM182 243V244H181ZM261 243V242H260ZM161 244V245H160ZM184 244L186 245V247H182V246H184ZM257 244V245H256ZM150 245H155L154 246V249H152L150 252H148V249L150 248ZM261 245V244H260ZM14 246V247H15ZM13 247V248H14ZM110 247V248H109ZM220 247H224L223 249H221L220 250ZM260 247V246H259ZM5 247L3 248L2 246H0V264H31L32 262V259H30V260H26L25 261V259L24 260H20V259H18L17 260V262L15 261V260H11L8 256H7V254H6V252H5V249H6ZM8 248V249H9ZM152 248V247H151ZM253 248H255V250H252ZM12 250V249H11ZM10 250V251H11ZM100 250V251H99ZM150 250V249H149ZM250 250H252V251H250ZM6 251H7V249H6ZM9 250H8V252H10ZM15 251V250H14ZM19 251V250H18ZM99 251V252H98ZM103 251V250H102ZM249 251V252H248ZM139 252V254L138 255H136L137 253ZM11 253V252H10ZM82 253V252H81ZM103 253V252H102ZM145 253H147V258L150 260V261H146L147 259L146 258H143V255L142 254H144L145 255ZM26 254V253H25ZM25 254H24V256H25ZM35 254V253H34ZM94 254V253H93ZM105 254V253H104ZM154 254H157V255H154ZM221 255L220 257L218 256V255ZM29 255V254H28ZM38 255V254H37ZM40 255V254H39ZM86 255V254H85ZM96 255V256H97ZM20 256H22V255H20ZM41 256L42 255H40V256H37V258H39L38 259V261L41 259ZM48 256V255H47ZM23 257V256H22ZM69 257V256H68ZM103 257H104V255H103ZM106 257V256H105ZM105 257H104V259H105ZM34 258V257H33ZM50 258V257H49ZM53 259V258H52ZM60 259V258H59ZM69 259V258H68ZM77 259V258H76ZM99 259H100V257H99ZM37 260V259H36ZM20 263H19V262ZM49 261V260H48ZM102 261H103V259H102ZM44 262V261H43ZM42 262V264H44ZM50 263H51V261H49ZM35 263H37V262H35ZM46 263V262H45ZM38 264H40V263H38ZM105 264V263H104ZM113 264V263H112ZM118 264V263H117Z\"/></svg>",
  "mask_w": 264,
  "mask_h": 264
}]
</instances>
